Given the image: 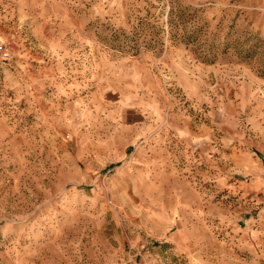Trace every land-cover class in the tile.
<instances>
[{
	"label": "rangeland",
	"instance_id": "1",
	"mask_svg": "<svg viewBox=\"0 0 264 264\" xmlns=\"http://www.w3.org/2000/svg\"><path fill=\"white\" fill-rule=\"evenodd\" d=\"M0 43V264H264V0H0Z\"/></svg>",
	"mask_w": 264,
	"mask_h": 264
},
{
	"label": "crops",
	"instance_id": "2",
	"mask_svg": "<svg viewBox=\"0 0 264 264\" xmlns=\"http://www.w3.org/2000/svg\"><path fill=\"white\" fill-rule=\"evenodd\" d=\"M260 129H262L260 131ZM259 129L260 131V136L264 139V130L263 127L261 126ZM262 139V140H263ZM258 146L259 148H262V151H264V144L263 141H259L258 142ZM245 161V167H240L238 168V173L240 175H244L243 177L245 178L243 185L244 187H248L249 188V192H256L258 190H264V164L263 166L260 164H257V162L252 160V156L249 155L248 153H243V155L241 156ZM254 162V163H253ZM242 165H244L242 163ZM245 168V169H244ZM250 176V177H249ZM264 200V199H262ZM264 204V203H263ZM264 208H262L261 210H263ZM264 212V210L262 211ZM264 216V215H262ZM262 216L260 215L259 218L261 219Z\"/></svg>",
	"mask_w": 264,
	"mask_h": 264
},
{
	"label": "built area",
	"instance_id": "3",
	"mask_svg": "<svg viewBox=\"0 0 264 264\" xmlns=\"http://www.w3.org/2000/svg\"><path fill=\"white\" fill-rule=\"evenodd\" d=\"M9 55L10 53L7 47H5L3 43H0V61L8 59Z\"/></svg>",
	"mask_w": 264,
	"mask_h": 264
}]
</instances>
